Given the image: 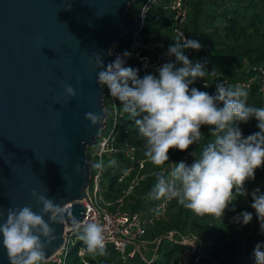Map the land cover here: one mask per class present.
Segmentation results:
<instances>
[{
  "label": "water",
  "instance_id": "water-1",
  "mask_svg": "<svg viewBox=\"0 0 264 264\" xmlns=\"http://www.w3.org/2000/svg\"><path fill=\"white\" fill-rule=\"evenodd\" d=\"M136 1L0 0V224L10 208L40 213L33 191L65 203L82 221L92 180L88 149L108 117L95 59L99 54L105 67L116 59L115 45L138 26L128 15ZM88 112L102 115L100 124ZM51 227L57 239L44 262L66 244L71 217ZM2 239L0 264H9Z\"/></svg>",
  "mask_w": 264,
  "mask_h": 264
},
{
  "label": "clouds",
  "instance_id": "clouds-1",
  "mask_svg": "<svg viewBox=\"0 0 264 264\" xmlns=\"http://www.w3.org/2000/svg\"><path fill=\"white\" fill-rule=\"evenodd\" d=\"M201 47L197 40L184 36L176 40L167 54L175 56L176 63L182 66L164 63L158 69V76L146 74L139 78L138 70L126 67L125 59L119 55L105 67L97 54L95 64L100 69L97 83L107 86L110 95L121 102L122 110L129 114L138 134L146 140L145 156L153 165L167 163L171 149L184 152L194 143L199 144L201 127H209L214 141L199 155L192 154L195 159L191 165L181 161L174 164L167 176L157 173V182L149 196L163 203L175 200L197 216L219 219L238 197L248 195L246 182L254 180L256 170L264 167V107L247 104L249 93L243 85L218 82L214 95L190 87L198 79L205 80L206 68L200 62L193 64L185 52L199 51ZM130 55L127 51L123 53V57ZM204 87L209 86L205 83ZM65 94L75 97L77 93L71 85H66ZM253 117L258 121L259 131L245 138L239 124H247ZM85 118L95 126L103 116L88 112ZM114 164V160L109 162V166ZM93 167L103 170L104 165L99 162ZM77 171H80L79 165ZM32 195L42 205L40 213L29 206L10 208L6 222L0 224L9 264H41L45 250L57 239L51 224L63 225L67 217H71L72 227L85 246L82 255L107 254L104 226L95 220L78 221L65 203L61 206L36 191ZM251 199V207L264 233V194L256 188ZM45 215L49 216L48 222L44 220ZM234 219L247 225L253 214L244 211ZM253 256L255 264H264V243L255 245Z\"/></svg>",
  "mask_w": 264,
  "mask_h": 264
},
{
  "label": "trees",
  "instance_id": "trees-1",
  "mask_svg": "<svg viewBox=\"0 0 264 264\" xmlns=\"http://www.w3.org/2000/svg\"><path fill=\"white\" fill-rule=\"evenodd\" d=\"M145 1L137 0L132 4L128 15L137 19ZM172 1L160 0L153 6L145 25L137 30L139 31L137 39H134L133 32L116 44L122 53L135 51L152 59L154 66L145 71L142 70L139 61L133 59L126 61V67L138 70L139 78L146 74L158 76L160 67L158 51L165 55L164 63L172 62L176 67L182 66L176 63L175 56L167 54L169 46L174 45L176 40H181L175 32ZM186 4L189 13L183 30L188 39L197 40L202 47L199 51L186 50L185 55L193 64L200 62L206 68L205 80L198 79L190 87L214 95L215 84L218 82H224L226 85H243L249 93L247 104L257 108L264 107V0H186ZM147 44H163V47L150 51L145 48ZM205 83L209 87L205 88ZM108 104L106 98L108 120L104 130L108 128L109 130L106 135L103 131V137L108 136L115 118ZM117 109L122 116L118 118L121 123L118 124L115 139H111L110 148L103 154L102 159L103 181L105 177L109 178L106 195L102 197L104 202H109L114 207L116 206L114 203L122 199L124 212L138 213L143 218L151 219L155 206L162 203L149 196L157 182L156 174L164 173L167 176L175 167L174 164L181 161L191 165L195 159L192 154L199 155L215 137L210 134L208 126H202L199 144L194 143L184 152L171 149L167 163L157 167L145 156L146 140L138 134L133 120L122 110L119 100ZM257 124L258 121L254 117L247 124H239L243 136L246 138L258 132ZM97 144L95 148L98 151ZM90 148L88 156L94 172L93 165L97 161L94 163L92 160ZM130 148L134 150L133 159L127 154ZM108 153L113 156L106 162L104 155ZM113 160L115 164L106 169V165ZM245 187L248 195L238 197L226 209L224 217L219 219L212 216H197L175 200L170 201L167 214L162 216L143 238L148 240L146 246L150 249L149 258L145 257L141 249L134 258L124 260L112 246L106 249L107 254L103 256H81L80 251L84 244L79 240L77 233L73 244L74 251L70 252L69 249L62 260L68 264V260L73 256L74 264H182L181 256L188 251V246L182 243V239L192 241L195 236L199 239V252L202 255L198 264H255L253 249L257 243H264V233L261 232L260 221L251 207V193L259 188L260 193L264 194V167L256 170L255 179L247 181ZM127 191L130 193L126 194ZM244 211L253 214V219L247 225H242L234 219ZM170 233H175V236L169 237Z\"/></svg>",
  "mask_w": 264,
  "mask_h": 264
},
{
  "label": "built area",
  "instance_id": "built-area-1",
  "mask_svg": "<svg viewBox=\"0 0 264 264\" xmlns=\"http://www.w3.org/2000/svg\"><path fill=\"white\" fill-rule=\"evenodd\" d=\"M160 0H146L141 8V12L138 20V26L133 31L134 32V39L139 34V29H141L145 25V21L150 14L153 6L159 2ZM171 9L174 12L175 22H176V29L175 32L177 36L182 40L183 36L187 38L185 32L183 30V26L186 24L188 20V6L186 4V0H173ZM139 28V29H138ZM132 32V33H133ZM188 39V38H187ZM163 47V44H147L145 48L150 51H155L157 48ZM113 54L115 57L117 55L121 56L125 59V64L127 60H136L139 61L140 66L143 71L149 70L151 67L154 66L152 59L147 56H141L139 52H131L129 57H123V53L118 50L115 46L113 50ZM165 55L162 52L158 51V63L160 66L164 63ZM104 87V86H103ZM105 99L107 98L109 104L108 107L111 112L114 114V123L113 126L110 128V132L108 136L101 137L99 143L97 144L98 151L96 154L97 163L103 162V154L107 152L110 148V142L115 139L114 135L116 134V129L118 124L121 123L118 118L122 116L119 114L117 109V99L113 98L107 86H105ZM108 120V117H107ZM106 120V126H107ZM106 129V127H105ZM112 139V140H111ZM127 154L131 155L132 159L134 158V150L132 148L127 150ZM129 173V172H128ZM102 182H103V170H99L95 168V171L92 172V180L90 187L88 189V199L85 200L82 204L85 208L84 217L81 222L85 220H95L96 222L100 223L106 229V236H107V244L106 249L109 246L114 247V249L120 254V257L124 260L130 259L133 255L137 252L136 248L140 249V245H138V240L144 238L149 229L155 225L157 221L161 219V217L166 213L169 202L161 203L154 208V215L151 219L143 218L138 213L130 214L124 212L122 210L123 200L119 199L114 204L109 202H104L102 197ZM130 191H127L126 194H129ZM103 202V204H102ZM163 206L161 207V205ZM74 229H68L66 233V244L64 247L59 251V253L53 257V259L47 262H53L56 264H65V261L62 260L64 256H66L70 246L73 245L76 241L75 234H77ZM175 233H170L169 237H174ZM74 237V238H73ZM185 244V242H182ZM82 250V249H81ZM141 250V249H140ZM139 250V251H140ZM80 255L84 256L81 254ZM88 264V263H86Z\"/></svg>",
  "mask_w": 264,
  "mask_h": 264
},
{
  "label": "rangeland",
  "instance_id": "rangeland-1",
  "mask_svg": "<svg viewBox=\"0 0 264 264\" xmlns=\"http://www.w3.org/2000/svg\"><path fill=\"white\" fill-rule=\"evenodd\" d=\"M108 130H109V128H108ZM108 130H104V134L105 135L107 134V131ZM89 153H90V155L92 157V160L95 163L97 161V159H96L97 149L95 148V146H92L90 148ZM112 156H113V154H111V153L110 154L109 153L108 154H105L104 155V160L106 162H108L109 161V158L112 157ZM108 167H110L109 166V163L106 165V169ZM108 185H109V178L108 177H105V179H104V181L102 182V185H101V187H102V195L104 197L106 195V191H107ZM102 204H103V202H102ZM167 212L168 211H166V213L163 216H165L167 214ZM192 235H190V236H192ZM193 237L194 238H193L192 241H189L187 238H183L182 239L185 242V244L188 246L187 253L181 256V259L180 260H181L182 264H198L199 263V260L202 257L201 253L199 252V245H200V242L198 241L199 239L197 237H195V236H193ZM146 241L148 242L147 239L141 238L137 242H138V245H140V249H143V253H144L145 257L149 258V250L150 249H149L148 246H146ZM192 243H194V245H191ZM74 248H75V245H72L70 247V252H73L74 251ZM136 249H137V252L140 250L139 248H136ZM135 256H136V254L133 255L130 259L134 258ZM42 262H44V261H42ZM68 264H74V257L73 256H71L70 259L68 260Z\"/></svg>",
  "mask_w": 264,
  "mask_h": 264
}]
</instances>
